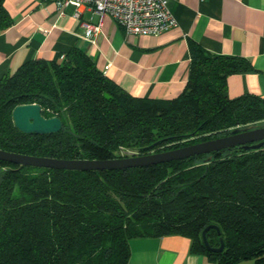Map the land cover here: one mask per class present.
Returning <instances> with one entry per match:
<instances>
[{
    "label": "trees",
    "instance_id": "16d2710c",
    "mask_svg": "<svg viewBox=\"0 0 264 264\" xmlns=\"http://www.w3.org/2000/svg\"><path fill=\"white\" fill-rule=\"evenodd\" d=\"M0 0V30L13 18ZM177 96H133L78 47L33 58L0 77V149L56 158L108 159L176 148L264 122V96L226 94L245 57L189 42ZM58 116L53 133H24L16 105ZM210 156L209 159H207ZM206 232L211 247L202 241ZM179 234L215 264H264V145H237L148 166L72 170L0 160V264H127L129 240Z\"/></svg>",
    "mask_w": 264,
    "mask_h": 264
},
{
    "label": "crops",
    "instance_id": "0c3cea01",
    "mask_svg": "<svg viewBox=\"0 0 264 264\" xmlns=\"http://www.w3.org/2000/svg\"><path fill=\"white\" fill-rule=\"evenodd\" d=\"M168 5L175 27L157 35H134L89 6L80 7L76 17L72 5L61 14L56 0H5L13 23L0 30V77L30 59L58 60L78 47L129 94L166 99L183 90L189 42L195 41L211 53L250 60L253 70L228 75L229 97L264 96V0H169ZM83 22H101V32L87 37ZM129 247L127 264H215L192 252L190 239L179 234L131 238Z\"/></svg>",
    "mask_w": 264,
    "mask_h": 264
},
{
    "label": "water",
    "instance_id": "95a60500",
    "mask_svg": "<svg viewBox=\"0 0 264 264\" xmlns=\"http://www.w3.org/2000/svg\"><path fill=\"white\" fill-rule=\"evenodd\" d=\"M12 117L14 125L24 133H53L59 131L62 125L61 119L58 116L45 117L41 112L40 105L37 103L16 105L12 110ZM237 145H241L243 148L251 149H257L264 145V124H250L243 128L236 127L230 130L228 134L222 136L146 154H135L131 156L108 159H66L29 155L0 149V160L19 165H30L35 167H48L56 169H122L165 163L197 154L212 153L214 151L234 147ZM209 158L210 156L207 159ZM210 228H216L219 232V228L217 225H207L201 233L202 241L208 250L220 251L224 246L222 237H220L219 239V246L211 247L208 244L206 232Z\"/></svg>",
    "mask_w": 264,
    "mask_h": 264
},
{
    "label": "built area",
    "instance_id": "2783aa9c",
    "mask_svg": "<svg viewBox=\"0 0 264 264\" xmlns=\"http://www.w3.org/2000/svg\"><path fill=\"white\" fill-rule=\"evenodd\" d=\"M169 0H56L63 13V7H75L74 16H79L80 7L89 6L100 15H109L120 25L125 33L134 35H157L177 25L172 14ZM87 37L97 36L101 32V22L91 24L83 22ZM44 32L47 30L44 29ZM131 155L130 150L123 153Z\"/></svg>",
    "mask_w": 264,
    "mask_h": 264
},
{
    "label": "rangeland",
    "instance_id": "374dc122",
    "mask_svg": "<svg viewBox=\"0 0 264 264\" xmlns=\"http://www.w3.org/2000/svg\"><path fill=\"white\" fill-rule=\"evenodd\" d=\"M263 124H264V122H261V123H260V125H263ZM257 125H258V124H257Z\"/></svg>",
    "mask_w": 264,
    "mask_h": 264
}]
</instances>
